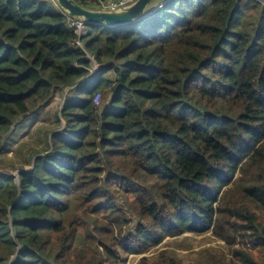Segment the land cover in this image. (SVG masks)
I'll list each match as a JSON object with an SVG mask.
<instances>
[{
	"label": "trees",
	"instance_id": "trees-1",
	"mask_svg": "<svg viewBox=\"0 0 264 264\" xmlns=\"http://www.w3.org/2000/svg\"><path fill=\"white\" fill-rule=\"evenodd\" d=\"M74 19L0 0V154L68 90L53 152L0 173V264H182L150 251L209 231V263L264 264V3L167 0L82 46Z\"/></svg>",
	"mask_w": 264,
	"mask_h": 264
},
{
	"label": "rangeland",
	"instance_id": "rangeland-1",
	"mask_svg": "<svg viewBox=\"0 0 264 264\" xmlns=\"http://www.w3.org/2000/svg\"><path fill=\"white\" fill-rule=\"evenodd\" d=\"M164 1L153 0L149 6L156 9ZM87 57L90 60V68L85 78H89L94 72H97L92 70L96 66L92 64L91 57ZM67 92L68 90L58 94L48 109H45L25 123L26 131L13 140L7 153L0 154V173H10L18 177L21 168L31 169L33 167L35 158L29 161L30 157L42 155V153L34 155L35 150L45 151L46 153L53 152L51 136L66 125L64 119H62L61 124L57 122L55 111L58 109V114L61 118V109ZM100 100L101 98H99ZM47 111L48 113H46ZM230 248L228 243L217 239L211 231L204 234L188 232L175 238L165 239L162 244L150 251V255L157 257L163 251L171 254L173 250L178 261H181L182 264H211L208 260H210L212 255L227 256ZM124 256H127V258L122 264H138L140 255L124 254Z\"/></svg>",
	"mask_w": 264,
	"mask_h": 264
},
{
	"label": "water",
	"instance_id": "water-1",
	"mask_svg": "<svg viewBox=\"0 0 264 264\" xmlns=\"http://www.w3.org/2000/svg\"><path fill=\"white\" fill-rule=\"evenodd\" d=\"M61 9L72 18H80L88 24L116 26L139 20L148 13L147 8L153 0H136L125 10H103L85 7L76 0H56ZM264 3V0H261Z\"/></svg>",
	"mask_w": 264,
	"mask_h": 264
},
{
	"label": "built area",
	"instance_id": "built-area-1",
	"mask_svg": "<svg viewBox=\"0 0 264 264\" xmlns=\"http://www.w3.org/2000/svg\"><path fill=\"white\" fill-rule=\"evenodd\" d=\"M98 1L100 4L99 9L120 11L129 8L136 0H98ZM87 24L88 23L85 20L80 18H75L74 21L72 22V25L74 26L75 31L78 34V40H76V43L79 46H82L81 37L88 34ZM98 101H99V96L96 98V103Z\"/></svg>",
	"mask_w": 264,
	"mask_h": 264
},
{
	"label": "clouds",
	"instance_id": "clouds-1",
	"mask_svg": "<svg viewBox=\"0 0 264 264\" xmlns=\"http://www.w3.org/2000/svg\"><path fill=\"white\" fill-rule=\"evenodd\" d=\"M166 1H167V0H165V1H164V3H165ZM158 8H159V7H158ZM149 9H150V10H149ZM154 9H155V8H152V7H151V8H148V9H147V11H148V13H147V14H150L151 12H153V11H154ZM156 9H157V8H156ZM87 27H88V31H89V24H87ZM93 65H95V66H96V68H92V70H96V69H97V67H98V65H97L96 63H95V64H93Z\"/></svg>",
	"mask_w": 264,
	"mask_h": 264
},
{
	"label": "crops",
	"instance_id": "crops-1",
	"mask_svg": "<svg viewBox=\"0 0 264 264\" xmlns=\"http://www.w3.org/2000/svg\"><path fill=\"white\" fill-rule=\"evenodd\" d=\"M148 8H150V6L148 7ZM147 8V9H148ZM99 9V8H98ZM91 57V59H92V64H95L96 63V61H95V59L93 58V56H90Z\"/></svg>",
	"mask_w": 264,
	"mask_h": 264
}]
</instances>
